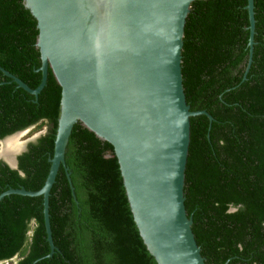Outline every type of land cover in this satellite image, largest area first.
<instances>
[{"label":"trees","instance_id":"obj_1","mask_svg":"<svg viewBox=\"0 0 264 264\" xmlns=\"http://www.w3.org/2000/svg\"><path fill=\"white\" fill-rule=\"evenodd\" d=\"M0 0V137L38 120L47 129L18 155L0 163V192L38 189L47 173L60 88L47 68L40 79L35 20L21 2ZM246 0H193L184 26L183 92L190 110L183 205L206 264H264V0H254L247 63ZM48 194L53 251L41 196L0 199V259L15 264H156L133 222L112 146L75 122ZM229 206L235 210L227 211Z\"/></svg>","mask_w":264,"mask_h":264},{"label":"water","instance_id":"obj_2","mask_svg":"<svg viewBox=\"0 0 264 264\" xmlns=\"http://www.w3.org/2000/svg\"><path fill=\"white\" fill-rule=\"evenodd\" d=\"M193 0H22L35 20L40 79L30 88L1 69L16 87L36 97L47 68L60 88L52 153L36 190L8 187L9 194L41 196L50 254L48 194L72 125L78 122L112 146L133 222L156 264H206L183 200L190 110L183 92L184 26ZM247 63L254 32V0H246ZM28 128L4 136L0 159L15 155L44 130L19 140ZM16 135L14 151L3 140ZM8 150V148H7ZM235 210L229 206L227 211Z\"/></svg>","mask_w":264,"mask_h":264},{"label":"flooded vegetation","instance_id":"obj_3","mask_svg":"<svg viewBox=\"0 0 264 264\" xmlns=\"http://www.w3.org/2000/svg\"><path fill=\"white\" fill-rule=\"evenodd\" d=\"M39 121H41V120H38V121H36L35 123H32V124H29V125H27V126H25V127H23V128L16 129V130H14V131H12V132H10V133L4 135V136L10 135V134L15 133V132H18L19 130H22V129L26 128V127L34 126V125H36ZM44 123H45V126H46V127H45V132H46V129H47V126H48V125L46 124V121H44ZM45 132H44V133H45ZM44 133H43V134H44ZM4 136L0 137V144H1V140L4 138ZM12 138H13V137H12ZM28 143H30V142H28ZM28 143L26 144L25 149H24L23 151L26 150ZM23 151H21L20 153H18V154L15 155V167H14V168H11L10 165H9L7 162H5V161H3V160H1V159H0V163H1V164H4L8 169L16 170L19 176L23 175V171L20 170V168L18 167V159H17L18 155L21 154ZM18 258H19V254H18V253H14L13 255H11V256H9V257H7V258L0 259V264H15L16 261L18 260Z\"/></svg>","mask_w":264,"mask_h":264},{"label":"bare ground","instance_id":"obj_4","mask_svg":"<svg viewBox=\"0 0 264 264\" xmlns=\"http://www.w3.org/2000/svg\"><path fill=\"white\" fill-rule=\"evenodd\" d=\"M3 144H4V147H5V152L4 153H6L5 156H4V158H7L8 157L7 153L9 151L10 152L11 151H14L16 149V147L19 146V144H16V135H11V136L5 138L3 140ZM7 148H8V150H7ZM0 155L2 156V152H0Z\"/></svg>","mask_w":264,"mask_h":264},{"label":"rangeland","instance_id":"obj_5","mask_svg":"<svg viewBox=\"0 0 264 264\" xmlns=\"http://www.w3.org/2000/svg\"><path fill=\"white\" fill-rule=\"evenodd\" d=\"M45 123L42 121H39L36 125H34L33 127H31L24 135H22L19 139H23L25 137H27L29 134H31L34 131L37 130H44L45 129Z\"/></svg>","mask_w":264,"mask_h":264},{"label":"clouds","instance_id":"obj_6","mask_svg":"<svg viewBox=\"0 0 264 264\" xmlns=\"http://www.w3.org/2000/svg\"><path fill=\"white\" fill-rule=\"evenodd\" d=\"M31 127H33V126H29V127H26V128H28V130H29ZM24 129H25V128H24ZM28 130H27V131H28ZM27 131H26V132H27ZM37 131H38V130H37ZM26 132H25V133H26ZM34 132H36V131H34ZM25 133H24V134H25ZM32 133H33V132H32ZM32 133H31V134H32ZM24 134H23V135H24ZM31 134H29V135H31ZM29 135H28V136H29ZM21 136H22V135H21ZM21 136H20V137H21ZM28 136H27V137H28ZM20 137H19V138H20ZM27 137H25V138H27ZM25 138H23V139H25ZM23 139H21V140H23ZM19 140H20V139H19Z\"/></svg>","mask_w":264,"mask_h":264}]
</instances>
